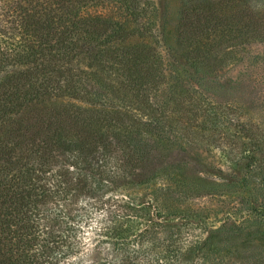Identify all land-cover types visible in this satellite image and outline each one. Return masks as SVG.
Wrapping results in <instances>:
<instances>
[{
  "label": "trees",
  "instance_id": "obj_1",
  "mask_svg": "<svg viewBox=\"0 0 264 264\" xmlns=\"http://www.w3.org/2000/svg\"><path fill=\"white\" fill-rule=\"evenodd\" d=\"M147 5L0 0V264H201L208 237L199 243L192 231L209 214L184 210V223L168 220L176 214L167 197L188 198L193 188L165 172L186 161L162 164L151 153L158 119H148V91L187 65L216 72L217 88H248L236 59L252 44L263 52L264 0H185L178 55L162 44L163 23L150 25ZM249 84L258 98L225 102L233 142L226 171L264 176V78ZM112 92L136 104L98 103ZM131 187L137 192L120 193ZM255 212L241 222L264 224V205ZM238 259L264 264L260 254Z\"/></svg>",
  "mask_w": 264,
  "mask_h": 264
},
{
  "label": "rangeland",
  "instance_id": "obj_2",
  "mask_svg": "<svg viewBox=\"0 0 264 264\" xmlns=\"http://www.w3.org/2000/svg\"><path fill=\"white\" fill-rule=\"evenodd\" d=\"M146 1L150 25L153 27L163 23L162 44L174 53L182 52L178 26L180 8L185 0ZM148 43L150 44V41ZM216 44L220 48L225 46V42L220 39ZM156 46L158 49L163 48L159 42ZM250 48L248 53L238 52L236 59L237 73L248 82H243L248 88L241 89L239 86L234 91L217 88L210 82V77L216 75V72L213 73L209 67L201 65L195 68L197 73H191L187 65L182 68L184 72L175 73L171 70L166 79H155L156 84L148 91V119L153 123L158 119L157 126L153 125L150 130L156 132L157 145H162L152 149L151 153L156 151L154 154L159 156L162 164L172 162L173 159L186 161V166L168 167L165 172L176 170L182 175L181 180L193 188L188 198L179 194L167 197L166 208L176 214L169 216L168 220L175 221V224L184 223L180 216L184 210H201L209 214H206L208 219H202L201 227L196 225L192 231L193 235L200 236L199 243L208 237L206 247L201 248V264H243L238 257L246 256L247 253L264 255V224L253 223V220L248 223L241 222L245 217L256 218L255 211L264 205V176L256 168L248 174L243 166L226 171V160H229L227 154L231 150L232 141L228 138L229 126L225 116L230 114V111L226 110L228 107L225 102L240 94L253 99L255 90L249 86L253 84H249V81L260 76L264 78V64L260 60L261 53L264 57V46L263 52H260L259 46L255 44ZM219 54L225 61L226 57L230 56L225 52ZM222 73L223 76L226 75L225 72ZM108 99V102L102 99L98 103L113 107H129L136 104L121 92L109 93ZM174 112L179 117L175 118ZM201 119L202 124L198 123ZM188 133L190 135H186ZM164 167L162 165V168ZM232 176L236 184L227 186ZM242 179L245 184L239 190ZM136 188L131 187L128 191L119 192L130 195L137 192ZM227 218L230 220L224 224Z\"/></svg>",
  "mask_w": 264,
  "mask_h": 264
}]
</instances>
